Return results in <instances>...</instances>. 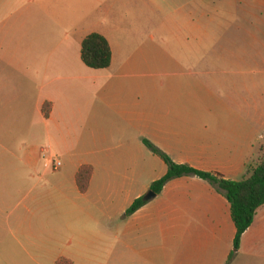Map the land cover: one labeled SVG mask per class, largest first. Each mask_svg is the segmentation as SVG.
<instances>
[{"label": "crops", "instance_id": "crops-1", "mask_svg": "<svg viewBox=\"0 0 264 264\" xmlns=\"http://www.w3.org/2000/svg\"><path fill=\"white\" fill-rule=\"evenodd\" d=\"M217 1L209 16L211 0H102V24L74 17L62 42L74 0H28L16 18L0 15V264H264V205L229 261V203L198 178L169 181L125 216L167 172L143 140L226 180L254 164L253 140H264V1ZM37 24L54 31L10 34ZM144 26L150 40L174 44L169 53L193 58L195 75L148 70L137 60L145 49L120 63ZM92 33L110 45L106 69L81 60ZM204 70L217 115L202 114ZM84 165L93 172L82 194L75 176Z\"/></svg>", "mask_w": 264, "mask_h": 264}, {"label": "trees", "instance_id": "trees-1", "mask_svg": "<svg viewBox=\"0 0 264 264\" xmlns=\"http://www.w3.org/2000/svg\"><path fill=\"white\" fill-rule=\"evenodd\" d=\"M264 1V0H262ZM80 57L83 64L91 69L102 70L110 66L111 49L108 41L100 34L87 35L81 44ZM50 105L44 104L42 112L48 118ZM144 146L155 156L160 158L167 167L166 174L153 182L149 188L156 195L160 194L163 187L171 180L182 177H195L210 184L229 203L230 216L236 233L233 241V249L229 255V261L240 247L242 235L252 225L257 210L264 205V153L258 158L256 165L247 167L246 176L238 181L226 180L219 174L196 170L188 165L174 163L168 155L147 140H143ZM93 169L89 165L81 166L75 176L76 186L82 194L89 187ZM147 202L143 197L136 199L126 210L125 216H130L141 209ZM57 264H71L66 259H61Z\"/></svg>", "mask_w": 264, "mask_h": 264}, {"label": "rangeland", "instance_id": "rangeland-1", "mask_svg": "<svg viewBox=\"0 0 264 264\" xmlns=\"http://www.w3.org/2000/svg\"><path fill=\"white\" fill-rule=\"evenodd\" d=\"M211 8L209 10V16L214 15V9L216 6H219L220 3L217 0H211ZM0 5H10L6 6L4 9L11 8L12 10H5L3 9V6H0V15L6 16L9 14H14L18 12V8L20 7L22 9L30 8L34 4L28 2V0H0ZM65 11V10H64ZM89 17L92 20H96L102 24V0H74V14L70 17V23L66 24V26H60L58 27L57 35L59 36V41L62 42L63 37L65 36L66 32H70L71 28L70 26L73 23V18L76 17L75 21H77L78 18L82 17ZM16 18L15 14L12 16V19ZM11 19V20H12ZM34 20V19H32ZM31 20V21H32ZM28 28H21V26H16L12 29L11 35L14 37L22 36V35H28L31 37L36 36L37 34H42L44 37L48 30H53L52 27H45V24H42V26L37 25H31L27 26ZM130 31L131 29L128 28ZM152 31L148 29L147 27H138V32L133 33V36L137 37V39H134V42L126 43V52L123 53L121 51L120 54V63H123L126 61L130 55L138 53V50L145 49V53H138L137 60H139L140 64H145L146 67H149L148 70H178V71H190L192 73V77L195 75V73L198 70H195L194 66V59L190 58H183L181 56L175 55L178 50L175 49V51L171 53H175L174 55L169 53V48H172L174 44L169 41L163 40L162 36L154 35V40H150V34ZM38 37V36H37ZM173 40V38H169ZM177 46V45H175ZM181 52L178 51V54ZM193 57V56H192ZM180 63L182 67L174 66L171 63ZM207 65L206 59L204 58V65ZM146 67H143L145 70ZM208 67V66H207ZM209 69V68H208ZM211 70H204V75L202 77L204 88H203V94L202 99L200 100L197 96V99H199L203 105L202 107V114L204 116L207 115H217L220 114V112L212 106L211 96L209 95V90L211 89ZM238 83V82H237ZM252 90V89H251ZM208 91V92H207ZM195 95H194V89H192V95L188 98V102L195 101ZM258 135V134H257ZM255 144V150L254 154L252 156V162L253 165L257 164V160L261 155L264 153V140L256 138L253 140ZM42 148H46L45 145L41 146ZM62 204H60V210L62 208Z\"/></svg>", "mask_w": 264, "mask_h": 264}, {"label": "water", "instance_id": "water-1", "mask_svg": "<svg viewBox=\"0 0 264 264\" xmlns=\"http://www.w3.org/2000/svg\"><path fill=\"white\" fill-rule=\"evenodd\" d=\"M156 197V194L152 191H148L144 196H143V200L146 202H149L151 200H153Z\"/></svg>", "mask_w": 264, "mask_h": 264}, {"label": "built area", "instance_id": "built-area-1", "mask_svg": "<svg viewBox=\"0 0 264 264\" xmlns=\"http://www.w3.org/2000/svg\"><path fill=\"white\" fill-rule=\"evenodd\" d=\"M52 166H53V170H57L58 168H60L61 163L57 160H53L52 161Z\"/></svg>", "mask_w": 264, "mask_h": 264}]
</instances>
